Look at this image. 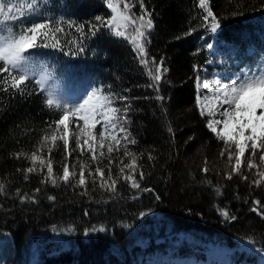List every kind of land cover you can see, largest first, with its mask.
Masks as SVG:
<instances>
[{
    "label": "trees",
    "instance_id": "obj_1",
    "mask_svg": "<svg viewBox=\"0 0 264 264\" xmlns=\"http://www.w3.org/2000/svg\"><path fill=\"white\" fill-rule=\"evenodd\" d=\"M38 2L39 16L63 21L53 25L63 28L56 33L58 48L32 50L35 60L43 63L47 80L61 89L75 88L80 92L92 87L104 97L110 93L127 97V101H121L114 96L112 106L120 109L118 115L127 117L124 126L137 141L127 147L139 157L137 163L145 178L139 180L138 170L135 175L140 188L134 189L118 175L123 164L131 159L124 157L125 142L109 154L110 141H106L103 157L99 156L101 149L96 148L97 163L91 160L86 146L82 155L75 137L70 136L71 155L65 153L62 141H57L49 153L52 142L47 141L43 151L37 152L45 165L37 161L36 171L28 173L25 179L24 170L33 167V162L23 155L17 159L15 154L30 157L36 152L42 137L51 135L56 127L52 122L62 112L45 105L46 95L34 90L33 79L26 82L23 95L14 90L2 91L0 85V183L5 185L0 193V238L5 239L0 264H26L33 244L38 246L36 264H151L145 256L165 251L164 246L178 233H187L200 243L234 247L239 241H249L264 248V218L252 210L258 207L264 211V182L253 183L260 179L258 169L264 171V162L260 161V154L253 158L251 151H246L240 173L227 179L233 163H229L227 153L220 156L225 144L207 128L206 116L196 107L197 77L207 79L220 68L218 55L208 44L231 49V54L241 62L250 58L245 55L248 46L264 55V0H208L220 23L216 32L209 31L207 25L201 26L204 13L198 7L199 0H144L154 25L145 43L147 67L140 64L131 41L134 26L125 29L127 38L115 36L107 28L91 35L89 28L99 25L95 17L106 21L112 14L103 0ZM12 3L17 8L14 10H18L16 16L20 15L19 9L26 8L24 0ZM127 3L131 6L130 14L138 17L139 0ZM33 22L41 21L17 23L13 31L19 33L21 27ZM80 24L86 26L83 36L76 31ZM189 29L195 31L185 35ZM54 42L51 35L47 40L38 38V44ZM80 47L84 51H78ZM161 61L162 69L167 71L162 70L161 80L154 84L149 69L154 75L155 66ZM150 84L153 87H148ZM158 96L163 99H157ZM94 132L96 136L100 133L95 129ZM231 151L235 154L232 147ZM149 153L154 160L148 159ZM49 158L57 178L63 174L65 163L70 171L75 166L77 176L68 184L59 180L57 185L42 183ZM205 158L207 173L201 171ZM250 158L257 165L251 170L247 166ZM110 159L112 177L118 180L115 192L101 188L98 176L95 183L88 176V170L94 173L100 167L107 177ZM80 162L88 165L87 188L75 186ZM21 195L34 199L21 201ZM50 196L55 199L50 200ZM256 200L261 202L259 206L253 203ZM221 210L230 216L226 218ZM101 228L104 230L100 231ZM141 238H148L146 247L138 244ZM199 247L196 242H180L177 250L179 255L192 253L200 257L192 251ZM232 259L257 263L245 252H233Z\"/></svg>",
    "mask_w": 264,
    "mask_h": 264
},
{
    "label": "snow or ice",
    "instance_id": "obj_2",
    "mask_svg": "<svg viewBox=\"0 0 264 264\" xmlns=\"http://www.w3.org/2000/svg\"><path fill=\"white\" fill-rule=\"evenodd\" d=\"M103 2L111 10L112 14L106 21L103 17L96 16L95 20L99 22V25H94L89 28L91 35L95 36L102 28H107L115 36L127 38L125 29L129 25L134 26L135 35L131 37V41L135 44L136 50L138 51L140 64L147 67L149 61L146 59L147 52L145 43L154 25L152 13L145 7L144 0H139L141 14L138 17L130 14L131 6L127 3V0H103ZM24 3L26 4V8L22 7L19 9L20 15L16 16L13 15L15 5L12 3V0H0V18H2L0 19V76H3V79H0V85H3L2 91L8 92L14 90L21 95H23L24 89L26 88V82L31 79V69L36 65V53L32 50L40 47L58 48L59 41L56 40V33L63 31V28L59 26L53 28L54 24L63 23L62 20L56 21L53 18H45L37 14L36 10L40 6L38 0H24ZM121 3L123 5L122 7L120 6ZM6 7L7 11H5ZM198 7L204 13L200 17L204 22L201 26L207 25L209 31L216 32L220 28V23L217 16L211 10L208 0H199ZM28 20H39L41 22H33L30 26L21 27L19 33L13 31L15 24H26ZM85 27L84 24H80L76 26V31L83 36L85 35ZM192 31H195V29H189V32L185 33V35L191 34ZM49 35L55 40L54 43L51 45L48 43L38 44V38L43 37L44 40H47ZM76 43L78 44L79 41ZM207 47L212 48L213 45L208 44ZM78 51L82 52L84 49L80 47ZM69 54L76 55L77 52H71ZM153 63L155 62L153 61ZM162 65L163 61L155 66L154 75L152 70L149 69V75L152 76L154 84L161 80L162 70L167 71L166 68L162 69ZM35 85L36 89L34 90L41 92L45 90L46 85L42 74L35 80ZM197 85L198 93L200 87L204 89H209L210 87L207 83L201 85L199 77H197ZM148 87H153V84L148 85ZM211 92L216 101L215 108L221 109L219 114L222 118L219 120L214 118L209 119L206 126L215 134L218 140H222L225 144V148L221 150L220 156L223 157L227 153L230 164L233 158L235 160V164L231 165V172L226 174V178L230 180L233 174L240 173L246 150H251L253 158L259 151V159L264 162V57L261 58L258 66L241 69L228 83L217 81L214 86H211ZM114 96L115 94L110 93L104 97L99 94V90H93L89 91L75 104L69 105L67 103H61L60 100L54 98L51 91H48L47 98L44 101L45 105L49 108L55 107V109L61 110L62 114L59 116V119L52 122L56 126L55 129L51 135L45 134L42 137L36 152H33L30 157L25 153L15 154L17 159L23 155L26 159H30L33 162V167L24 170L25 179H27L28 173L36 171L35 163L37 161L40 162L41 166L45 165L44 158L37 155V152L43 151L47 141L50 140L52 142V146L48 148L49 153L52 152V148L56 146L57 141H62L65 153L71 155L69 152V122L74 118L76 127L79 128L78 134L73 133L76 146L81 149L82 155L85 146H87V151L92 154L91 160L93 162H99L95 147L96 138L93 135V130L97 125L103 124V130L100 131L99 136L101 141L105 139L110 141L107 147L109 154L113 151H118L122 141L125 142L124 157H130L131 159L129 163L123 164L118 175L130 182L132 188L139 189L140 183L135 173L139 170V180H143L145 175L137 163L139 157L127 147L128 144L134 145L137 141L131 138V134L124 126L127 122L126 115H118L120 109L112 106ZM115 99L127 101V97L125 96H115ZM157 99H163V97L158 96ZM202 99L204 98L198 94L197 106L201 108V115H205L204 107L201 104ZM127 111L128 106L125 104L124 113H127ZM215 114L212 110L208 112V115L213 117ZM52 124H49L48 127L51 128ZM219 125H222V127H218ZM61 126H63V131L61 134H57L60 132ZM168 131L171 133L172 128L169 127ZM117 133H122L123 135L118 136ZM189 139L192 138L190 137ZM232 145L235 146V154L231 151ZM103 147L104 144L101 143L100 157L104 155L102 151ZM148 159L154 160L155 157L149 153ZM112 163L113 161L110 159L107 177H105L104 169L100 167H97L94 173L88 170V176L93 177V183L96 182V177L98 176L101 188H104L106 191L115 192L118 180L112 177ZM121 163H123V160H121ZM207 163V158H205V166L201 169L204 173L209 171ZM247 166L250 170L257 167L252 158L247 160ZM46 167L47 175L42 183L51 182L53 185H57L59 180L68 184L77 176L75 166L73 165V170L70 171L69 165L65 163L63 165V174L57 178L53 173V165L50 158L47 160ZM87 168V164L80 162L79 179L76 181L75 186L87 188V179L85 176ZM126 169L128 170L127 173L125 172ZM17 171L21 170L17 169ZM258 175L260 179L253 181L257 185L264 182V171L258 169ZM243 179L247 180V177H243ZM4 189L5 185L0 183V193H3ZM145 190L147 191L148 189ZM17 191L19 192V190ZM36 191L39 192L40 189L38 188ZM19 198L21 201L34 199V197H28L27 195H21ZM48 198L50 200L55 199V197L51 196ZM253 203L259 206L261 202L256 200ZM252 210L258 212L264 218V211H260L258 207H254ZM221 214L226 218L230 216L224 210H221ZM141 215H144V213H141ZM230 218L232 220L236 219L235 216H231ZM99 230L103 231L104 229L101 228Z\"/></svg>",
    "mask_w": 264,
    "mask_h": 264
},
{
    "label": "rangeland",
    "instance_id": "obj_3",
    "mask_svg": "<svg viewBox=\"0 0 264 264\" xmlns=\"http://www.w3.org/2000/svg\"><path fill=\"white\" fill-rule=\"evenodd\" d=\"M14 9H17L14 7ZM5 11H7V7L5 8ZM18 10H13V15H16ZM2 19V18H0ZM214 53H217L218 61L217 64H219L220 68L216 69L213 74L205 78H200V84L203 85L204 83H207L210 85L209 89H204L203 87L199 88L198 93V85H197V95L199 94L204 99L201 100V104L204 107L205 115L207 118V121L209 119H221V115L219 114L221 109H216L215 104L216 101L212 96L211 92V86H214L217 81L221 83H228L231 79H233L238 72H240L241 69H247L258 66L259 62L261 61V58L264 57L262 54H257L255 52V48L253 46H248L245 50V55L250 57L248 61H240L239 58L235 57V55L231 54V49H222V48H211ZM43 75L46 88L44 90V93L47 98V92L51 91L54 95L55 99H58L61 101V103H67L69 105H73L76 102H78L82 97H84L89 91L96 90L95 88L89 87L85 91H77L75 88H66V89H60L56 87L55 84L51 83L47 80L43 63L41 61H36L35 67L31 69L30 76L31 79H34V81ZM196 107L198 111L201 113V108L197 106V99H196ZM209 110L214 111L216 114L215 116L208 115ZM61 111V110H60ZM62 112V111H61ZM82 124V122H80ZM218 127H222V125H219ZM55 129V128H54ZM95 130L100 132L103 130V124L97 125ZM110 130V129H109ZM63 131V126L60 128V132L57 134H61ZM69 132L70 136L75 137L73 133L78 134L79 128L76 127V121L73 118L69 122ZM52 133V132H51ZM93 130V135H94ZM120 133H117L119 136ZM96 138L95 140V147L98 149L100 148L101 143H105L108 141L107 139L101 141V138L99 135H94ZM50 141V140H49ZM107 143V142H106ZM87 147V146H86ZM234 152H236L235 146L232 145ZM246 151H251L250 149ZM257 154H260L258 151ZM233 165L235 164V160L233 158L232 161ZM5 239L4 237L0 238V249L3 247ZM156 242H161V239H157ZM180 242L183 243H191L196 242L200 245L199 248H194V250L197 252V254L200 255H194V254H188L187 256L179 255L177 246L180 244ZM148 238H141L138 239V244L142 247H146L148 245ZM165 251L157 250L151 254H148L145 256V259L147 262L151 264H254V263H239L237 261H234L232 259L233 252H245L250 253L253 256V259L257 261L256 264H264V248L258 247L254 244H252L249 241H239L236 246L230 247L223 245L221 243H214V242H204L200 243L199 241L193 239L189 234L187 233H178L176 235L175 239H172L168 245H165ZM38 258V246L37 244H33L29 248L28 252V261L26 264H36Z\"/></svg>",
    "mask_w": 264,
    "mask_h": 264
}]
</instances>
